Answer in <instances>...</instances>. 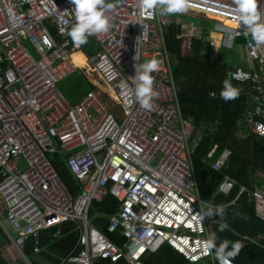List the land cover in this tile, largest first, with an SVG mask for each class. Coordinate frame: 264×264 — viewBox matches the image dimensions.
<instances>
[{
	"label": "built area",
	"instance_id": "obj_1",
	"mask_svg": "<svg viewBox=\"0 0 264 264\" xmlns=\"http://www.w3.org/2000/svg\"><path fill=\"white\" fill-rule=\"evenodd\" d=\"M112 2L111 26L90 36L97 51L89 54L67 35L73 23L71 0H0V209L15 236L5 228L3 215L0 226L17 252L16 258L4 257L7 264H32L24 253L26 240L33 239L38 254L42 232L56 228L54 237H59L65 222L73 223L80 237L60 264H144L164 246L188 264H217L212 251H202L201 241L210 233L207 217L199 224L186 207L195 214L202 200L192 160L198 140H190L192 126L183 117L173 72L176 57L166 43L168 30L175 27L183 54L189 55L193 42L205 38L206 27L188 17L164 18L158 8L142 10L140 0ZM186 2L187 10L228 23L211 28L206 38L211 44L216 33L233 43L245 39L244 60L232 65L228 78L245 96L248 129L264 139V45L244 35L235 0ZM258 7L264 10V0ZM59 11H65L64 22L57 18ZM138 47L140 57L134 59ZM77 55L105 93L95 85L73 105L59 84L83 67L75 61ZM154 57L160 61L152 73L157 95L151 109H145L129 90L135 65ZM200 59H208L204 51ZM217 149L214 145L207 158ZM231 154L225 149L212 169L222 171ZM54 155H63L83 184L76 197L54 168ZM236 186L225 176L216 194L228 196ZM110 195L119 206L106 217V230L118 234L121 245L93 225L101 216L90 214L94 203ZM242 195L264 222V186H241L231 204ZM252 241L245 239L242 245Z\"/></svg>",
	"mask_w": 264,
	"mask_h": 264
},
{
	"label": "trees",
	"instance_id": "obj_2",
	"mask_svg": "<svg viewBox=\"0 0 264 264\" xmlns=\"http://www.w3.org/2000/svg\"><path fill=\"white\" fill-rule=\"evenodd\" d=\"M170 16L193 18L202 22L208 20L228 25L219 18L203 16L187 9L182 13L170 14ZM176 34L177 29L171 27L166 35V43L169 52L176 57L173 72L183 117L192 126L190 140L192 143L198 140L192 160L199 195L202 200L213 205H226L224 220L228 227L222 232L218 231V223L215 221L220 218L213 216L209 219L210 231L216 232L217 243L223 239L240 240L241 242L245 239H255L250 244L242 245L240 253L232 261L235 264H264V222L255 216L254 206L248 203L246 195H242L236 204H231L237 197L241 186L252 188L257 181V174H264V139L252 134L245 123L247 109L245 96L242 94L240 85L228 78L232 64L219 60L217 56L212 59L213 45L206 38L194 41L190 54L182 55L181 42L176 39ZM237 41L239 44L245 43V39ZM82 46L89 54L97 50L90 36ZM203 51L208 57L206 61L200 59V53ZM81 75L85 84L84 97L93 87L86 77ZM225 79L230 80L239 90L238 96L227 102L219 95L222 81ZM211 92L217 93L218 97L210 98ZM214 145L218 146L217 152L212 159H208L207 154ZM225 149L232 152L226 166L220 172L213 170L212 163ZM50 160L71 195L76 197L83 184L71 173L65 157L54 155L50 157ZM225 176L235 180L237 186L228 196L217 195L219 184ZM118 206V201L110 195L102 203H94L90 214L94 218L95 213H98L101 218H94L93 225L114 243L121 245L123 240L118 237V234H109L106 230L108 224L106 217L112 215ZM75 228L73 223H63L59 237H54L56 228L43 231L40 242L41 250L38 254L33 253L34 241L28 238L25 242V255L32 264H60L75 251L80 237V233ZM2 241L6 243L9 241L4 233L0 237V242ZM0 264H7L1 253ZM96 264L110 263L107 260H99ZM144 264L188 263L169 246H164L159 252L149 255L144 260Z\"/></svg>",
	"mask_w": 264,
	"mask_h": 264
},
{
	"label": "clouds",
	"instance_id": "obj_3",
	"mask_svg": "<svg viewBox=\"0 0 264 264\" xmlns=\"http://www.w3.org/2000/svg\"><path fill=\"white\" fill-rule=\"evenodd\" d=\"M73 5L70 10L73 23L68 29L67 35L74 43L83 44L87 38L94 34L105 33L110 28V13L115 4L112 0H71ZM259 0H235V12L239 24L245 27L244 35L250 36L256 45H264V21L261 20L264 10L258 7ZM141 9H159L161 14H178L184 12L188 4L186 0H140ZM57 18L64 22L63 13ZM142 14V13H141ZM140 57L139 47L134 59ZM160 61L158 58L143 60L135 65V75L133 76V86L130 88V95H134L136 102L145 109H151L154 97L157 95L153 88L154 77L152 73L158 71ZM239 94L237 87L233 86L230 80L222 81L219 92L220 98L224 101L235 99ZM190 210V215L202 224L205 217L218 216V231L222 232L228 224L224 220V204L213 205L206 200H200L199 211L192 213L190 205H186ZM202 251L207 254L212 251V255L217 264H232L241 251L242 242L240 240L230 241L223 239L217 243L216 232H210L201 241Z\"/></svg>",
	"mask_w": 264,
	"mask_h": 264
},
{
	"label": "rangeland",
	"instance_id": "obj_4",
	"mask_svg": "<svg viewBox=\"0 0 264 264\" xmlns=\"http://www.w3.org/2000/svg\"><path fill=\"white\" fill-rule=\"evenodd\" d=\"M199 14L205 16L202 13H199ZM161 15L164 18L169 17L167 14H161ZM172 18H174V17H172ZM189 19L197 27H200L202 25L206 26V31L204 32L205 38H208V34H209L211 28H214V26L217 25V23L209 22L208 20L202 22L200 20H195L193 18H189ZM198 24H201V25L198 26ZM215 35H216V37H214V39L212 40V42H213V44H212L213 45L212 46V59L216 58L215 56H217V58L219 60H221L225 63L229 62L230 64H233V66L240 64V62L244 60V54H245V51L243 50L244 44L238 43L236 45L235 49H232L234 43L232 42V39H230L229 36H226V38L221 36V37H218L219 39H217V36L219 35V33H216ZM220 38H222V40H220ZM184 53L186 54V49H184ZM232 58H234V59H232ZM86 72H88V74L86 73L88 76V79L92 80V82H96V81H94V79L96 77L89 71V69H87ZM97 82H98V83H96L97 88L102 90V92L105 93L104 85L99 81V79L97 80ZM59 88H60L62 94L67 99V101L70 104L74 105L80 101V99L83 97L84 92H85V84L83 81V76L80 73L76 72V73L70 75L64 81H62L59 85ZM191 129H192V127H191ZM256 177H257V181L255 182V184H257L259 186H264V174L258 173ZM0 215L1 216L3 215L2 216L3 217V224L5 225V228H7V230L10 232V234L14 237L15 233L8 226L6 219H5V214H2L1 209H0ZM209 219L210 218L207 217V223H208L209 230H210V220ZM2 233L6 234L5 230H3L2 227L0 226V237H1ZM8 252H13V255L15 256V258L17 257V252L12 247L10 240L8 241V243H6V241H4V242L2 241V243L0 242V253L5 257L8 255ZM19 264H24V262L22 260H19Z\"/></svg>",
	"mask_w": 264,
	"mask_h": 264
},
{
	"label": "crops",
	"instance_id": "obj_5",
	"mask_svg": "<svg viewBox=\"0 0 264 264\" xmlns=\"http://www.w3.org/2000/svg\"><path fill=\"white\" fill-rule=\"evenodd\" d=\"M175 17H176V16H175ZM177 18H180V17L177 16ZM218 37H221V35L219 34V35L217 36V39H219ZM237 44H238V41H236V42L233 44L232 49H235V47H236ZM243 48H244V46H243ZM95 51H97V50H95ZM181 51H182V55H184V54H183L184 51H183L182 49H181ZM93 53H95V52H93ZM236 54H237V53H236ZM185 56H187V55H185ZM232 59H234V58H232ZM82 63H83V62H80L81 65H83ZM232 65H233V64H232ZM86 71H87V70H86L85 66H83V67H81V68L78 70V73L83 74V75L86 77V79L88 80V82L92 85L93 89H94L96 83H98V82H97L98 78L95 76L96 78L94 79V81H96V82H92V80H89V79H88V76H87L88 72H86ZM86 73H87V74H86ZM64 80H65V79H64ZM64 80H63V81H64ZM61 82H62V81H61ZM61 82H60V83H61ZM59 85H60V84H59ZM93 89H92V90H93ZM89 92H90V91H89ZM82 98H83V97H82ZM82 98L80 99V101L82 100ZM80 101H79V102H80ZM76 104H77V103H76ZM210 232H211V231H210ZM6 257H8V258L10 257V259H11V258H14L15 256L13 255V252H8V255H7Z\"/></svg>",
	"mask_w": 264,
	"mask_h": 264
},
{
	"label": "bare ground",
	"instance_id": "obj_6",
	"mask_svg": "<svg viewBox=\"0 0 264 264\" xmlns=\"http://www.w3.org/2000/svg\"><path fill=\"white\" fill-rule=\"evenodd\" d=\"M75 61L77 62V64H78L79 66H83V65L85 64V59H84L83 56H81V55H77V56H75ZM80 62H83V63H82L83 65H81Z\"/></svg>",
	"mask_w": 264,
	"mask_h": 264
}]
</instances>
